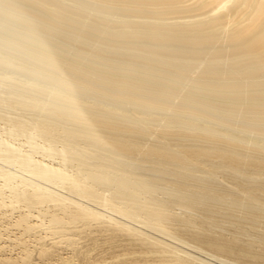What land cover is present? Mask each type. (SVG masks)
<instances>
[{"label":"bare ground","instance_id":"6f19581e","mask_svg":"<svg viewBox=\"0 0 264 264\" xmlns=\"http://www.w3.org/2000/svg\"><path fill=\"white\" fill-rule=\"evenodd\" d=\"M0 219V264H264V0H0Z\"/></svg>","mask_w":264,"mask_h":264},{"label":"rangeland","instance_id":"374dc122","mask_svg":"<svg viewBox=\"0 0 264 264\" xmlns=\"http://www.w3.org/2000/svg\"><path fill=\"white\" fill-rule=\"evenodd\" d=\"M15 170V169H14ZM52 190H55L56 192H54L53 194L54 195H56L57 197H61V196H58V194L60 193V195H62V197H73V199L75 198H78V199H76V200H81V202H83V203H86V208H90V209H92V207L94 208V210L92 209V211H94V212H96V211H99V212H97V213H101L102 215H104V216H106L107 215V217H110L111 216V218H113V219H115V217H119L118 219H120V220H118V219H116V220H118V221H121V222H124V220H125V222L127 221V224H130L131 226H136V222H138V217L136 216V215H131L130 217H129V219L128 218H126V217H124V216H122L120 213V210L119 209H116V208H113L112 206L113 205H110L109 203H108V205L106 204V202H108L107 200H106V197H100L99 199H97L96 200V202L97 203H95V202H86L84 199H80L79 197H77V196H75V195H73V194H71V196H69L70 195V193H68V192H66V191H64L63 189H61V188H56V187H54V186H52ZM58 193V194H57ZM64 194H66V195H64ZM105 194H107V193H105ZM61 197V198H62ZM85 201V202H84ZM84 205V204H83ZM96 205V206H95ZM117 205V204H116ZM85 206V205H84ZM87 206H89V207H87ZM97 207V208H95V207ZM89 209V210H90ZM97 209V210H96ZM30 214H32V213H30ZM110 214V215H109ZM114 215V216H113ZM113 216V217H112ZM12 222V219L11 220H8V219H0V228H2L3 226H5V225H7L8 223H11ZM129 226V225H128ZM145 230H148V229H146V228H144ZM14 231V232H13ZM16 231L13 229V230H11V233H15ZM9 234H10V232H9ZM10 235H12V234H10ZM58 237V236H57ZM162 237V239L163 240H165L166 242H168L170 245H172V244H174V246H177L178 248H182L183 249V251H187V253H188V251H189V255H190V257H192L193 256V254L195 255V257H192L193 259L195 258V259H197L198 260V257H199V260H201V258H202V261L203 260H205L204 262H209V264L211 263V264H222V263H224V262H226L225 260V258L224 257H220V256H216V258L217 259H215V256H214V258L212 257V255H210V254H208L209 256L208 257H206L204 254H206L204 251H200V252H202L201 254L199 253V252H195L197 249L196 248H192V250H191V245H189L190 247H188L186 244L184 245V244H181L180 242H176L174 239H169V238H167L166 239V237L165 238H163V236H161ZM57 240V239H56ZM169 240V241H168ZM171 240V241H170ZM174 242V243H173ZM179 243V244H178ZM6 244H8V243H6ZM178 244V245H177ZM186 247H188V248H184V246ZM181 246V247H180ZM192 247H195V246H192ZM190 248V250H187V249H189ZM185 249V250H184ZM194 249H195V251H194ZM68 251V250H67ZM66 250L64 251V252H67ZM197 251H199V249L197 250ZM194 252V253H193ZM193 253V254H192ZM202 255V256H201ZM189 256H188V258H190ZM205 257V258H204ZM213 258V259H210V258ZM209 258V259H208ZM220 258V259H219ZM33 259H35V257L33 258ZM32 258L30 259V262L31 263H27V264H32V262L34 263L35 261L33 260ZM191 259V258H190ZM192 259V260H193ZM193 260V261H195V262H197L196 260ZM206 259H207V261H206ZM198 260V262H201V261H199ZM217 262V263H215V261ZM223 260V261H222ZM214 261V262H213ZM220 261V262H219ZM227 261H229V260H227ZM36 262H37V260H36ZM197 262V263H198ZM229 264H230V262H228ZM227 263V264H228ZM224 264H226V263H224Z\"/></svg>","mask_w":264,"mask_h":264}]
</instances>
